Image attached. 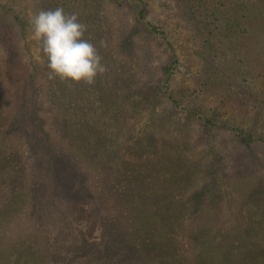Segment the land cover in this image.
<instances>
[{"label":"rangeland","instance_id":"1","mask_svg":"<svg viewBox=\"0 0 264 264\" xmlns=\"http://www.w3.org/2000/svg\"><path fill=\"white\" fill-rule=\"evenodd\" d=\"M54 1L0 0V9H6L2 2L12 3L23 19L30 22L31 17L40 10H52ZM122 1L123 6L115 5L112 0H76V4L69 2L71 5L67 7L72 13L78 14L80 10L82 13L83 9L94 6L101 12L100 19L95 23L99 26L95 28L94 24L87 27L85 38L92 39L90 41L98 46L103 57L102 63L107 67V71L98 77L114 80L124 79L127 73L134 75L132 85L117 84V91L127 92L128 103H138L142 98V93L139 94L138 90L145 93L154 90L155 85L161 88L162 84H169V90L178 98L175 103L172 97H168L165 86L161 88L163 93L157 88L162 96L161 100L158 103L153 100L154 105L149 104L147 109H140L138 114L141 112L139 116L142 119L135 118L138 124L135 128L137 132H140L142 123L151 120L147 119L148 112L156 114L171 111V114L167 115H173L179 121L180 135L186 142V145L183 144V155L189 159L186 162L193 165V170L187 178L176 176V186H171L172 195L163 203L164 208L170 204L177 210L175 213L178 216L167 217L163 212L152 214L143 210L139 202L126 213H122L114 204H111V209L108 204L102 212H97L94 209L96 202L104 201L99 199L98 192L104 181L94 176L93 172L88 175L90 167L84 165L90 161L87 160L86 154L80 153L79 159L70 160L80 152L78 150L85 149L88 144L89 137L81 132L82 137H78L74 144L70 145V140L67 143L64 141V148L67 150L61 149L63 163L56 164L55 168L58 177L56 191L64 204L72 198L67 197L66 189L69 193V188H75L77 185L74 181L83 183L82 187L75 188L78 198H74L80 202L79 212L67 215L56 212L40 214L30 207L28 201H24L22 207L15 206V214L10 210L9 215L3 218L0 264L29 263L33 257L32 251L38 247L36 240L28 237L32 234L42 240L47 235L58 236L62 233L61 237L68 244L69 254L72 256V264H194L190 263L189 259L192 260L193 253L196 254L201 248L202 240L213 238L217 246L221 245L220 248L228 250L231 246L229 236L236 238L245 234L256 242L257 238L264 234V142L249 141L240 135L241 129L247 131L249 128L257 135L264 134V118H260L258 107L250 103L241 104L235 96L241 74L230 75L226 69H222L226 74L225 82L239 79L236 83H231L232 93L218 95L215 89L205 90L203 81L198 79V68L202 65L201 58L196 55L197 50H200L196 43L198 38L190 35L192 28L181 24L176 18L173 10L176 7L175 0H146L148 10L145 19L156 25L155 34L159 37L151 42L154 54L144 59L138 50H127L125 53L122 48L121 52L120 46L124 47L129 41L123 33L122 23L129 20L135 24L133 6L136 3V0H129L130 4ZM167 5L172 8L169 9ZM57 7L60 6L54 8ZM135 25L137 26L133 27V31L143 27L140 24ZM99 29L106 33L111 32L112 37L98 36ZM137 31L136 38L142 43V32ZM165 31L174 43L176 62L170 61L173 47L166 44L162 38V32ZM25 36L22 38L14 30H8L0 20V89L4 88L0 92L3 102L8 103V109L17 98L23 81L28 80L30 84L23 87L29 94L33 90L31 78H35L34 82L48 85L45 76H48L49 71L43 70L47 57L42 51V43L33 38L30 24L26 28ZM101 40L105 42L104 47H101ZM250 44L248 40L246 45ZM151 56L153 58L150 59ZM140 63H144V69L139 66ZM212 63L223 66L218 59L212 60ZM129 66L133 67V70ZM30 73H33L32 77H28ZM137 73L142 76H137ZM12 78L16 81L15 87L9 85ZM259 84L254 89H257ZM240 85H246V82L242 80ZM12 90L16 92L13 93ZM21 105L22 109L19 111H25L28 107L26 100ZM189 109L196 113L192 112L191 115ZM207 110L209 112L202 113ZM210 113L217 114L214 115L218 124L214 130L204 131V124L198 116ZM123 116L130 120L135 113ZM88 120L93 122L99 119L90 114ZM101 122L109 130L110 121ZM10 129L7 132L11 135H20L23 131L17 126ZM55 136L59 137V134L55 133ZM69 136V132L61 135L63 140L65 137L70 139ZM84 140L86 142L83 143ZM181 170L185 174L183 169ZM84 185L95 193L94 208L93 200L84 192ZM9 194V189H3L0 184V195L8 199ZM10 205L6 204L5 207L12 208ZM108 209L111 211L107 215ZM179 210L185 211L184 217H179ZM173 218L178 221H173ZM40 225L44 230L39 232ZM61 229L63 231H60ZM19 237H28V242L24 240L17 243ZM247 255L251 259L256 256L253 250L248 251ZM15 257L18 259L15 260ZM243 264L254 263L245 258Z\"/></svg>","mask_w":264,"mask_h":264},{"label":"trees","instance_id":"2","mask_svg":"<svg viewBox=\"0 0 264 264\" xmlns=\"http://www.w3.org/2000/svg\"><path fill=\"white\" fill-rule=\"evenodd\" d=\"M112 1L115 5L123 6L122 0ZM124 1L130 4L129 0ZM69 2L76 4V0H55L52 10L60 6L66 12L72 13L67 7L71 5ZM1 4L6 6L5 10L0 9V20L4 26L25 38L26 28L29 27L30 22L23 19L12 3ZM175 5L173 10L176 18L182 22L181 24L192 28L190 35L198 38L196 43L200 52L197 50L196 55L202 62L201 67L198 68L200 74L198 79L203 81L205 90L215 89L218 95L232 93L230 85L239 79L230 80V83L225 82L226 74L222 69H226L230 75L239 76L240 73L241 79L237 84L235 96L241 104L250 103L258 107L261 112L260 118H264V0H175ZM167 6L169 9L172 8ZM133 7H135L134 23L143 26L135 31L142 32L143 40L141 43L137 39V33L132 30L137 25L126 20L122 26L125 38L129 41L124 47L120 46L121 52L122 48L125 53L138 50L137 52L145 59L154 54L151 42L159 37L155 34L156 25L145 19L148 10L147 1L136 0ZM100 13L94 6L83 9L82 13L80 10L77 14L80 21L90 27L100 19ZM98 26V24L94 25L95 28ZM97 34L112 37L111 32L106 33L100 29ZM162 38L166 44L173 47L170 61L176 62L174 43L169 33L162 32ZM248 40L250 45H246ZM214 59H218L223 66L212 63ZM257 59L259 60L254 62ZM46 61L43 70L49 71L48 76H45L48 85L34 82L35 78H31L33 90L29 94V91L27 92L23 87L25 84L28 86L30 84L28 80L23 81L22 88L18 89L17 98L14 99L10 109L8 103L3 102L0 92V184L3 189L10 191L8 199L0 195V234L1 228L4 227L3 218L9 215L10 210L15 214L17 211L15 206L22 207L24 201H28L30 207L40 214L56 212L67 215L79 212L80 202L75 199L78 198L76 189L82 187L83 183L74 181L77 185L76 189L69 188V193L65 188L67 197L72 198L66 200L64 204L57 195L58 177L55 168L56 164L63 163L61 149L67 150L64 148V141L67 143L70 140V145L74 144L78 137H82L81 132L89 137L88 144L85 149L78 150L80 152L70 160L79 159L80 153L86 154L87 160L90 161L84 165L90 167L88 175L89 172H93L94 176L104 181L103 187L98 189L99 199L104 201L96 202L95 208V193L84 185V192H87V197L93 200V208L97 212H102L104 206L108 204L111 209V204H114L122 213H126L139 202L143 210L152 214L163 212L167 217L178 216L175 213L177 210H174L170 204L163 207L164 201L172 195L171 186H176L178 179L176 176L187 178L193 170V165H189L186 162L189 159L183 155L185 152L183 144L186 145V142L180 135L178 119L173 115H167L171 114V111L156 114L148 112L147 119L151 118V120L142 123L140 132L135 131L138 125L136 119H142L139 116L141 112L138 114L139 110L148 107L149 104L154 105L153 100L157 103L161 100L162 96L157 88L161 91L165 86L168 97H172L175 103L178 102L175 93L169 90V84H162L161 88L155 85L154 90L145 93L138 90L139 94L142 93V98L138 103L130 104L126 101L127 92L117 91V84L132 85L133 74L127 73L124 79H114L115 81L97 76L91 85L75 83L50 75L51 70L47 66L48 60ZM143 65L144 63L139 64L142 69H144ZM130 68L133 70V67ZM136 75L142 76L139 73ZM32 76L33 73L28 74V77ZM242 80L246 85H240ZM10 83V86H16L13 78ZM258 84L257 89H254ZM15 92L14 90L13 93ZM25 100L28 107L25 111H19ZM192 112L196 113L193 110L191 115ZM206 112L209 110L202 113ZM88 113L99 120L89 122ZM130 113H135L130 120L123 116ZM214 114L217 115L210 113L198 116L204 124L205 129L202 130L212 131L217 127L218 121L215 120ZM101 116L104 117L100 119ZM101 121H110L109 130ZM16 126L23 129L20 135H11L7 132L8 129L11 130L10 128ZM64 132L70 133V139L67 137L65 140L62 139L61 135ZM55 133H58L59 137H56ZM241 133L240 135L249 141L264 142V134L257 135L250 128L247 131L241 129ZM80 147L82 148L81 145ZM91 178L94 179L92 176ZM6 204L12 208L5 207ZM109 211L111 210H107V215ZM179 212V217L185 214L184 210ZM176 218L172 220L177 222ZM38 230L43 231L44 227L40 225ZM197 230L200 232L199 229ZM61 235L62 233L58 236L50 234L42 240L38 236L34 237L33 234L28 235L29 238L33 237L36 240L38 247L32 251V260L27 264H72L68 244ZM2 236L0 239L3 238ZM28 237H19L16 242L22 243L24 240L28 242L26 240ZM202 241L201 248L196 254L193 253L192 260L189 259L190 263L243 264L245 258H248L254 264H264V234L260 235L256 242L245 234H240L236 238L229 236L228 241L231 246L228 250L220 248L221 245L217 246L213 238ZM250 250L256 255L252 259L247 255ZM17 259L15 257V260Z\"/></svg>","mask_w":264,"mask_h":264},{"label":"clouds","instance_id":"3","mask_svg":"<svg viewBox=\"0 0 264 264\" xmlns=\"http://www.w3.org/2000/svg\"><path fill=\"white\" fill-rule=\"evenodd\" d=\"M32 36L42 43L50 75L75 83L93 84L107 71L97 46L85 38L87 25L63 7L40 10L30 19ZM101 47L105 42L101 40Z\"/></svg>","mask_w":264,"mask_h":264}]
</instances>
